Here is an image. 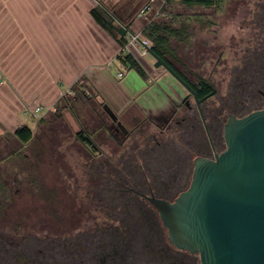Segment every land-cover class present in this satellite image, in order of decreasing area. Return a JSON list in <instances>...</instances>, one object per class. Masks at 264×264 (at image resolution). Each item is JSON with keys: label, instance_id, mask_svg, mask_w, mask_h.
<instances>
[{"label": "rangeland", "instance_id": "374dc122", "mask_svg": "<svg viewBox=\"0 0 264 264\" xmlns=\"http://www.w3.org/2000/svg\"><path fill=\"white\" fill-rule=\"evenodd\" d=\"M259 2L261 0H224L216 8H188L178 2L171 9L159 10V16L165 10V15L180 17L174 22L176 28L186 27L181 40H172L173 54L168 57L169 61L192 82L204 79L214 86L217 94L209 101L213 107H227L226 103L232 100L227 85L233 81L234 70L237 68L239 72L247 64V50L254 49L253 25L258 18ZM154 16L147 25L156 19ZM137 44L141 48L139 42ZM144 59L155 64L150 55ZM158 70L157 74H168L164 69ZM177 86L185 95L184 88ZM258 90L254 102L260 110L264 109V87ZM76 95L65 93L61 97L71 98L72 113L59 112L56 105L54 111L44 117H41L43 113L34 118L25 117L26 125L34 130L30 145L24 146L14 139L11 131L0 135V207L28 215L30 227L70 228L75 223L94 222L85 208L94 211L93 197L107 186L109 179L96 169L103 158L90 156L86 146L78 140V133L89 138L112 164L121 162V156L139 157L148 148L156 147L157 142L170 147L183 145L176 133L162 134L146 123L136 127L126 123L124 118H121L122 125L131 133L128 138L123 139L121 135L117 140L108 130L112 125L111 116L96 95L90 93L88 101L80 97L76 100ZM227 114L221 115L227 117ZM240 115L247 114L239 111L238 117ZM176 141L178 144L174 143ZM92 165L96 167L90 170ZM108 173L112 177V171ZM76 205L79 208L84 205L79 215Z\"/></svg>", "mask_w": 264, "mask_h": 264}, {"label": "flooded vegetation", "instance_id": "af4514ba", "mask_svg": "<svg viewBox=\"0 0 264 264\" xmlns=\"http://www.w3.org/2000/svg\"><path fill=\"white\" fill-rule=\"evenodd\" d=\"M257 8L254 49L247 50V64L239 72L236 68L233 76L246 71L264 73V0L257 3ZM210 88L211 92L198 100L184 88L185 95L173 103L174 111L166 120L145 118L135 124L152 125L162 134L176 133L182 146L157 142L156 147L148 148L139 157L121 156L117 164H112L94 145L86 146L90 156L103 158L98 167L92 165L90 170L96 167L109 179L107 186L93 197L94 211L85 208L94 222L75 223L70 228L30 227L28 215L0 207V264H202L198 254L170 241L152 200L174 203L189 189L196 160L214 161L227 149L225 125L231 116L241 118L238 113L243 101L231 94L238 86L229 82L227 90L232 100L226 103L227 107H213L209 101L217 90L213 85ZM224 113L229 114L225 117L221 115ZM111 120L110 133L117 140L121 135L128 138L131 132L123 122L113 117ZM76 207V214H81L84 205Z\"/></svg>", "mask_w": 264, "mask_h": 264}, {"label": "crops", "instance_id": "0c3cea01", "mask_svg": "<svg viewBox=\"0 0 264 264\" xmlns=\"http://www.w3.org/2000/svg\"><path fill=\"white\" fill-rule=\"evenodd\" d=\"M151 1L0 0V135L26 125L30 109L40 107L41 117L48 115L77 84H85L119 123L166 120L182 97L179 84L169 74H157L138 44L128 47L130 35H141L165 6L164 0ZM150 3L152 11L140 17ZM95 10L111 16L116 32L123 26L126 35H111ZM127 55L143 67L147 80L121 60Z\"/></svg>", "mask_w": 264, "mask_h": 264}, {"label": "water", "instance_id": "95a60500", "mask_svg": "<svg viewBox=\"0 0 264 264\" xmlns=\"http://www.w3.org/2000/svg\"><path fill=\"white\" fill-rule=\"evenodd\" d=\"M126 35L123 26L118 29ZM164 69L196 92L152 49ZM227 149L214 161L197 159L192 183L174 203L152 200L170 241L202 264H264V109L225 125Z\"/></svg>", "mask_w": 264, "mask_h": 264}, {"label": "trees", "instance_id": "16d2710c", "mask_svg": "<svg viewBox=\"0 0 264 264\" xmlns=\"http://www.w3.org/2000/svg\"><path fill=\"white\" fill-rule=\"evenodd\" d=\"M165 6L163 8H168L169 5H172L175 2H179L182 5L192 8V7H201V8H216L224 0H164ZM165 11V10H164ZM163 14L159 16V18L155 19L149 25H147L143 31V37L151 43V49L161 58L163 59L185 82H187L197 93L199 98H203L211 92L210 82L199 79L198 83L192 82L189 78H187L183 73H181L176 67L169 61L168 57L172 56L173 49L171 46L172 40L179 39L186 32V27L181 26V28H176L174 25L175 21L180 19L179 16H173L172 14ZM93 15L98 23L107 30L111 35L119 34L116 32L117 29L113 26V19L111 16L107 15L103 10H95L93 11ZM166 18L165 20H163ZM183 25V24H182ZM121 45L124 46L127 44L125 37H121ZM121 60L128 64L130 68L144 80H147L148 76L144 71L143 67L133 58L131 55H127L121 58ZM238 88L236 91H232L231 94H236L238 100L243 101V104L240 106V112H244L245 114H250L254 111H257L256 102H254L257 96L256 94L259 92V87H264V73L261 72H241L235 76H233V81ZM73 92L76 95V100L80 97L85 101L91 99L90 92H88L87 86L77 84L74 87ZM70 99L71 98H63L57 104V111H64L72 113V109L70 107ZM75 99V98H74ZM255 99V100H252ZM74 100V102H76ZM104 105V104H103ZM13 138L21 142L24 146H28L34 140V130L30 127L24 125L17 129L13 134ZM115 139H117L114 136ZM78 140L85 146L93 145L91 140L84 136L81 133H78Z\"/></svg>", "mask_w": 264, "mask_h": 264}, {"label": "built area", "instance_id": "2783aa9c", "mask_svg": "<svg viewBox=\"0 0 264 264\" xmlns=\"http://www.w3.org/2000/svg\"><path fill=\"white\" fill-rule=\"evenodd\" d=\"M154 1H156V0H152L151 2H154ZM150 11H152V4L151 3L147 4V5H145L143 7V9L141 10L139 16L142 17V16H144L145 14H147ZM137 42H139V44L142 47L141 55L143 57L149 56L148 48L151 47V43L148 40H146L145 38L140 40V35L139 34L138 35H133V34L130 35V41L128 43V47L134 46V44H137ZM119 77H122V74H119ZM42 111H43V108H40V107L35 108V109H30V112L33 115V117H36ZM47 111L52 112V111H54V109L53 108H49V109H47Z\"/></svg>", "mask_w": 264, "mask_h": 264}]
</instances>
